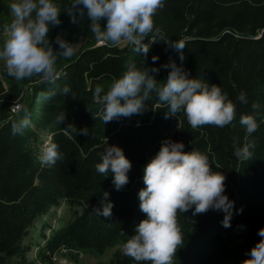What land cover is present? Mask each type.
I'll return each instance as SVG.
<instances>
[{
	"label": "trees",
	"instance_id": "16d2710c",
	"mask_svg": "<svg viewBox=\"0 0 264 264\" xmlns=\"http://www.w3.org/2000/svg\"><path fill=\"white\" fill-rule=\"evenodd\" d=\"M54 2L62 10L61 24L49 32L57 50L55 40L64 34L68 16L63 10L72 0ZM153 19L169 43L145 38L146 56L130 44H89L56 66L55 83L37 80L21 109L4 113L8 118L0 124V264H54L59 253L78 260L80 254L104 255L113 248L110 260L99 264H137L119 247L147 218L138 196L145 187L143 170L168 139L182 142L185 152L196 149L207 155L212 170L225 175L224 194L234 202L228 228L222 225V210L195 216L194 209L178 213L184 245L174 264H242L264 239L258 235L264 228V0H165ZM177 40L185 43L183 62L172 46ZM153 56L158 60L153 62ZM172 61L189 78L217 84L237 105L236 119L223 128L192 129L182 112L166 118L168 106L152 93L143 113L104 124L93 95L97 86L106 92L132 64L141 70L159 68L150 75L162 85L171 71L164 65ZM65 86L68 94L61 91ZM242 91L247 103L237 99ZM41 93L55 94L44 99ZM253 102L260 105L258 110L252 109ZM62 113L65 119L58 123ZM246 114L255 115L258 124L251 136L240 124ZM24 119L28 125L14 134L13 124ZM84 128L87 135L81 132ZM250 141L255 142L252 157L238 159L235 147ZM51 143L59 146L62 159L43 164V145ZM107 145L120 147L132 163L129 183L119 191L113 175L104 177L95 167ZM105 192L113 204L110 217L95 213L103 208ZM60 208L67 216L54 227L45 218ZM34 247L37 258L32 260Z\"/></svg>",
	"mask_w": 264,
	"mask_h": 264
},
{
	"label": "clouds",
	"instance_id": "9594fccd",
	"mask_svg": "<svg viewBox=\"0 0 264 264\" xmlns=\"http://www.w3.org/2000/svg\"><path fill=\"white\" fill-rule=\"evenodd\" d=\"M165 0H72L67 12L72 23H77L85 16L90 21V31L95 39L108 46L122 43L133 45V50L146 56L149 44L143 43L148 38L151 43L164 40L162 30L154 24V16L163 9ZM9 8L11 23L5 28V39L0 46V61L7 74L17 81L40 77L42 84L55 83L58 78L57 57L71 58L75 46L57 35L55 43L59 50H54L49 39L50 30L61 24V6L54 0H13ZM103 24L102 22H105ZM172 46L180 52L179 59L184 61L185 43L177 40ZM153 62L158 60L152 57ZM171 71L162 85L150 75L158 73L159 68L141 70L132 64L118 79L114 80L105 92L103 87L94 90V100L101 106L100 119L107 124L121 117H131L146 110V102L152 98L168 106L166 118L183 113L192 129L202 126L225 127L236 119L237 105L228 98L217 84H209L196 78H189L188 73L174 61L167 65ZM63 94L70 88L65 86ZM103 93V95H102ZM55 93L44 94V99ZM237 99L247 103L246 93L241 92ZM260 105L253 102L252 109ZM65 119L62 113L57 117L61 123ZM27 119L14 123L13 133L20 132L28 125ZM240 124L251 136L258 128L255 115L240 117ZM71 125H69L70 127ZM88 134L87 128L81 130ZM182 142L164 140L158 153L144 168L143 183L139 193V207L146 215L136 227V234L123 245V252L137 264H174L177 251L183 247L184 240L178 224V213L194 209L193 215L205 214L209 210L225 213L222 225L231 226L234 202L225 193L226 177L219 171H213L209 158L199 150L184 151ZM255 142L250 141L242 147H235L234 155L241 160L252 157ZM43 164L53 165L62 159V153L56 143L43 147L39 157ZM100 163L96 164L99 174L113 175L116 190H121L129 183L128 172L131 161L123 150L115 145L106 146L101 154ZM105 200L102 210L95 213L110 217L113 204ZM240 212L243 211L241 208ZM258 235L264 237V228ZM242 264H264V239H261L250 252V258Z\"/></svg>",
	"mask_w": 264,
	"mask_h": 264
},
{
	"label": "rangeland",
	"instance_id": "374dc122",
	"mask_svg": "<svg viewBox=\"0 0 264 264\" xmlns=\"http://www.w3.org/2000/svg\"><path fill=\"white\" fill-rule=\"evenodd\" d=\"M13 0H0V20L3 30L0 32V46L3 45L5 39V28L11 23L12 14L9 8L10 3ZM106 24L105 22H102ZM63 27L65 29L64 34L61 36L66 41L73 43L75 46V54L79 52L83 47L89 44H102L98 42L92 32L90 31V21L85 16L77 23H72L70 16L63 21ZM124 44V43H122ZM121 44V45H122ZM57 51L59 50V45L54 44ZM62 56L57 57L56 66L66 60ZM0 124L3 123L4 119L8 117H3L4 113L8 111L16 113L18 112L23 104L25 99L27 100L29 94L31 93V86L40 79L38 76H34L30 79H24L22 81H17L13 77L9 76L4 68V64L0 61ZM58 73V72H57ZM20 104V108L16 109V105ZM47 141V138H46ZM45 141V142H46ZM44 147V145H43ZM67 214L63 211V208L58 209L53 215L48 216L46 221L50 222L52 226H57L58 221L62 217H66ZM49 229L46 230V235H49ZM123 250V246L119 247ZM116 248L110 249L104 255H92V254H80L78 260H74L63 253H59L54 258V264H99L100 262H108ZM30 259L37 258V247H34L33 251L29 254ZM37 264H43L37 261Z\"/></svg>",
	"mask_w": 264,
	"mask_h": 264
},
{
	"label": "built area",
	"instance_id": "2783aa9c",
	"mask_svg": "<svg viewBox=\"0 0 264 264\" xmlns=\"http://www.w3.org/2000/svg\"><path fill=\"white\" fill-rule=\"evenodd\" d=\"M2 30H3V27H2V25H1V20H0V32H1ZM0 77H1V73H0ZM15 107H16V109H19V108H20V104L16 105Z\"/></svg>",
	"mask_w": 264,
	"mask_h": 264
}]
</instances>
